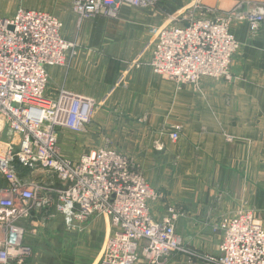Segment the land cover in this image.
Instances as JSON below:
<instances>
[{
	"label": "built area",
	"instance_id": "built-area-1",
	"mask_svg": "<svg viewBox=\"0 0 264 264\" xmlns=\"http://www.w3.org/2000/svg\"><path fill=\"white\" fill-rule=\"evenodd\" d=\"M78 18H113L122 5L151 9L160 0H70ZM245 22L250 34L264 26V4L248 1L219 12L202 0H191L172 23L154 26L149 68L177 85L201 91L203 78L230 79L239 48L233 24ZM62 23L34 9L0 16V264H27L33 255L27 238L58 215L67 230H76L96 214L109 218L98 264H165L174 253L206 264H264V227L251 210L223 217L219 255L198 253L176 232L185 210L166 204L154 218L149 203L163 198L146 181L129 156L114 148L90 149L77 161L59 150V130L84 131L96 102L61 88L45 91L47 68L66 64L74 47L61 36ZM3 139H2V138ZM179 126L169 132L172 142ZM49 178L55 179L54 184Z\"/></svg>",
	"mask_w": 264,
	"mask_h": 264
},
{
	"label": "crops",
	"instance_id": "crops-1",
	"mask_svg": "<svg viewBox=\"0 0 264 264\" xmlns=\"http://www.w3.org/2000/svg\"><path fill=\"white\" fill-rule=\"evenodd\" d=\"M64 1L60 33L76 53L69 55L67 65L47 68L45 93L54 97L64 88L93 98L94 113L83 132L92 123L90 129L98 124L102 134L82 133L85 139L76 142L68 135L71 131L62 130L60 153L77 161L90 149L110 147L131 157L149 186L163 194L149 203L152 216L159 219L166 204L182 207L186 215L176 232L198 253L219 255L222 232L214 227L240 210H251L264 227V26L250 34L245 22L234 23L239 48L231 61V78H203L198 92L154 74L148 65L154 42L150 29L172 23L191 0H160L151 9L122 5L113 18L79 22L70 0ZM242 1L252 7L264 4L202 3L223 13ZM31 2L34 9L43 6ZM14 7L0 8V16L13 15ZM174 126H179V137L172 142ZM58 222L43 227L33 223L40 236L48 228L51 241V233L61 234V246L52 248L47 239L49 248L33 247L27 264H98L111 233L109 218L96 214L76 230L62 223L61 233ZM165 264L206 263L174 253Z\"/></svg>",
	"mask_w": 264,
	"mask_h": 264
},
{
	"label": "rangeland",
	"instance_id": "rangeland-1",
	"mask_svg": "<svg viewBox=\"0 0 264 264\" xmlns=\"http://www.w3.org/2000/svg\"><path fill=\"white\" fill-rule=\"evenodd\" d=\"M22 1H24V0H0V8H7V7H12V6H14L15 5V7H14V13L17 11V9H34L35 8V6L32 4V2L31 1H33V0H26V2H23V4H22ZM43 6L42 7H39L40 9H34V10H39V11H42V12H45V13H47V14H49V15H51L52 17H54V18H56V19H58L59 21H60V17L64 14V11H66V6H67V2L66 1H64V0H38ZM0 12H1V9H0ZM13 13V14H14ZM12 16V15H11ZM61 22V21H60ZM62 23V22H61ZM63 38V37H62ZM64 39V38H63ZM66 41V40H65ZM66 42H68V41H66ZM74 53H76V49L73 47V48H70L69 50H67V52H66V64H64V65H67V61H68V58H69V55L70 56H72ZM63 66V65H62ZM49 67H51V66H49ZM48 83V82H47ZM94 127H95V130L94 131H92L90 128H92V129H94L93 128V125H92V123H91V125H89L88 126V128L86 129V131L85 132H83V131H80V132H72V133H70V134H68V135H70L71 136V139H72V141H78V140H80V139H85V135H83L84 133H87L88 135H90V136H96L97 137V135H101L102 134V130H101V126H99L98 124H95L94 125ZM65 131H68V130H65ZM66 133H69V132H66ZM78 133H80V134H78ZM83 133V134H82ZM62 136H63V131L62 130H60L59 132H58V135H57V142H58V147H59V145H61V143H62ZM89 137V136H88ZM2 138V137H1ZM3 139V138H2ZM67 143H69L68 141H66ZM75 146V145H74ZM121 153V152H120ZM121 154H124V153H121ZM124 155H126V154H124ZM126 156H128V155H126ZM139 166V165H138ZM139 168L142 170V168L139 166ZM153 171H154V166H153ZM143 172H144V170H143ZM158 175V174H157ZM49 180H51L54 184H56V180L55 179H52V178H49ZM147 181V180H146ZM2 182V180H1V176H0V183ZM147 183H148V181H147ZM166 206V205H165ZM55 219H58V220H60V221H62V222H58V233H59V231H60V233H61V230H60V228L61 227H64L63 226V220H62V217L61 216H59V217H56ZM55 219H52V220H55ZM52 220H50V221H52ZM49 222V221H48ZM56 223V222H55ZM49 224V223H48ZM217 226V225H216ZM215 226V227H216ZM214 227V228H215ZM41 235H42V233H41ZM49 235H50V233L48 232V228H47V230L45 231V233H44V235L43 236H38L37 238H32V237H29V238H27V242L32 246V249H34V248H37L38 247V249H42V246H44V249H45V247L48 249L49 247L47 246V244H46V242H47V239L49 240V241H51L48 237H49ZM51 235L53 236L52 237V239L55 241H51L50 243H51V246H52V248L53 247H56L57 245L58 246H61L60 245V241H59V236H61V234L60 235H53L52 233H51ZM32 241L34 242V243H32ZM54 243H55V245H54ZM36 244V245H35ZM184 245H185V243H184ZM34 247V248H33ZM183 254H185L188 258H189V255L188 254H186V253H183ZM43 260H41L40 261V263H42L43 264V262H42ZM44 261H46V260H44Z\"/></svg>",
	"mask_w": 264,
	"mask_h": 264
},
{
	"label": "bare ground",
	"instance_id": "bare-ground-1",
	"mask_svg": "<svg viewBox=\"0 0 264 264\" xmlns=\"http://www.w3.org/2000/svg\"><path fill=\"white\" fill-rule=\"evenodd\" d=\"M0 126H1V123H0Z\"/></svg>",
	"mask_w": 264,
	"mask_h": 264
}]
</instances>
